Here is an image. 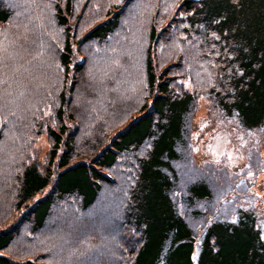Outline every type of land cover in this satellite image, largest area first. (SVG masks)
<instances>
[{
  "label": "rangeland",
  "instance_id": "374dc122",
  "mask_svg": "<svg viewBox=\"0 0 264 264\" xmlns=\"http://www.w3.org/2000/svg\"><path fill=\"white\" fill-rule=\"evenodd\" d=\"M57 1L63 3L0 0L9 11L8 22H0V228L21 215L14 201L22 168L30 161L44 170L54 168L48 162L53 146L48 128L63 125L74 134L71 161L89 158L97 152L95 146L107 144L149 102L154 92L146 78L148 53L157 71L171 70L175 89L196 94L190 133L194 162L180 163V184L204 178L212 198L199 206L213 207L215 200L212 210L218 216H230L241 207L264 217V125L243 128L203 92L223 87L233 66L216 33L193 25L195 15L186 11L182 0H74L73 12L66 15L74 32L66 76L59 55L65 29L56 21ZM124 1L128 4L121 9ZM114 8L119 20L104 38L77 43L93 24L111 18ZM151 33H159L161 40L150 49ZM64 97L59 119L57 109ZM149 146L148 140L119 156L108 173L110 182L87 209L80 208L75 195H68L57 198L44 227L33 230L30 221L24 222L8 251L46 258L51 264H131L125 241L131 236L123 218L136 182L137 158L146 155ZM61 152L60 147L55 159Z\"/></svg>",
  "mask_w": 264,
  "mask_h": 264
},
{
  "label": "trees",
  "instance_id": "16d2710c",
  "mask_svg": "<svg viewBox=\"0 0 264 264\" xmlns=\"http://www.w3.org/2000/svg\"><path fill=\"white\" fill-rule=\"evenodd\" d=\"M73 1L63 0V5L57 1L54 6L56 21L65 29L59 55L66 76L70 75L74 33L67 19ZM127 4L124 1L121 9ZM182 5L194 13L191 23L216 33L217 42L223 44L220 47L228 49L232 58L233 66L222 81L225 85L217 90L206 88L204 94L243 128H260L264 125V0H182ZM118 11L114 8L111 18L89 27L77 43L104 38L117 24ZM8 20L9 11L0 5V22ZM160 38L159 33H151L149 48H155ZM145 69L148 87L154 92L149 102L116 130L107 144L100 142L99 150L95 146L97 152L89 158L71 161L74 134L63 125L58 130L48 128L53 145L48 162L54 168L44 170L34 161L22 168L14 201L21 215L9 227L0 228V264H51L46 258L9 252L14 233L26 221L33 230L44 227L57 198L75 195L81 209L90 207L103 185L110 182L108 173L119 156L148 140L147 154L137 158L136 182L129 190L123 218L131 236L125 238L131 264H264V229L260 227L264 217L241 207L230 216H218L217 210H212L215 200L213 207L199 206L202 200L210 202L212 198L204 178L196 176L180 184V163L192 166L194 162L190 133L196 94L175 89L171 70L157 71L149 53ZM183 73L187 75L188 70L184 68ZM66 101L60 99L59 119H63ZM60 147L62 152L55 159ZM45 189L46 193L35 198Z\"/></svg>",
  "mask_w": 264,
  "mask_h": 264
},
{
  "label": "snow or ice",
  "instance_id": "6c2138e0",
  "mask_svg": "<svg viewBox=\"0 0 264 264\" xmlns=\"http://www.w3.org/2000/svg\"><path fill=\"white\" fill-rule=\"evenodd\" d=\"M221 154H222V155H225V153H221ZM226 155H228L229 160L232 159L231 154H226ZM252 176H253V173L250 172V173H249V177L251 178ZM260 227H261L262 229H264V221L261 222ZM261 239H264V235L261 236ZM193 259H194V260L196 259V256H195V255L193 256Z\"/></svg>",
  "mask_w": 264,
  "mask_h": 264
}]
</instances>
